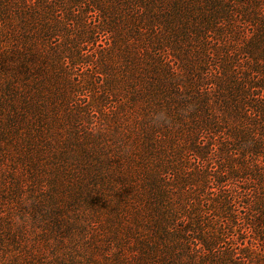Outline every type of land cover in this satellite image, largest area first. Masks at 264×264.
I'll return each instance as SVG.
<instances>
[{"label": "trees", "instance_id": "trees-1", "mask_svg": "<svg viewBox=\"0 0 264 264\" xmlns=\"http://www.w3.org/2000/svg\"><path fill=\"white\" fill-rule=\"evenodd\" d=\"M0 264H264V0H0Z\"/></svg>", "mask_w": 264, "mask_h": 264}]
</instances>
